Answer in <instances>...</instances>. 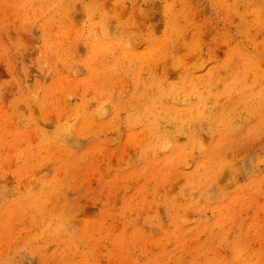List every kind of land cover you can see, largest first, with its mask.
Masks as SVG:
<instances>
[{
	"label": "rangeland",
	"instance_id": "rangeland-1",
	"mask_svg": "<svg viewBox=\"0 0 264 264\" xmlns=\"http://www.w3.org/2000/svg\"><path fill=\"white\" fill-rule=\"evenodd\" d=\"M0 264H264V0H0Z\"/></svg>",
	"mask_w": 264,
	"mask_h": 264
}]
</instances>
